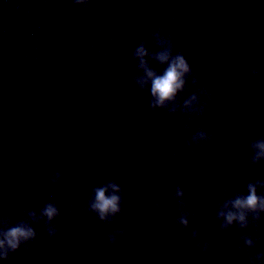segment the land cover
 Masks as SVG:
<instances>
[{
    "label": "water",
    "instance_id": "95a60500",
    "mask_svg": "<svg viewBox=\"0 0 264 264\" xmlns=\"http://www.w3.org/2000/svg\"><path fill=\"white\" fill-rule=\"evenodd\" d=\"M158 25L199 77L195 86L188 79L181 104L200 89L211 93L194 122L153 112L150 93L133 83L141 74L133 52L142 41L158 51ZM253 70L264 81V0H91L87 8L0 0V217L15 224L46 203L60 210L55 237L33 224L36 240L0 264H249L264 253V214L226 233L216 219L225 198L264 180V161L250 162L251 142L264 138V87ZM197 131L214 140L189 154ZM110 181L122 188V213L106 224L88 204ZM177 186L191 213L187 231L176 224ZM117 231L124 234L111 244ZM242 236L256 246L241 251ZM205 242L206 253L196 250Z\"/></svg>",
    "mask_w": 264,
    "mask_h": 264
},
{
    "label": "clouds",
    "instance_id": "9594fccd",
    "mask_svg": "<svg viewBox=\"0 0 264 264\" xmlns=\"http://www.w3.org/2000/svg\"><path fill=\"white\" fill-rule=\"evenodd\" d=\"M74 5L87 8L91 0H73ZM163 25H158L151 32V40L158 51H149L148 41H142L133 52V59L137 61V68L140 75L133 77V83L141 91L150 93V107L153 112L164 110L169 114H176L178 111L189 117L194 122L195 117L203 116L207 110L208 101L211 100V93L207 89H200L193 92L191 96L180 101V94L186 91L188 79L192 78V84L195 86L199 77L193 73V70L182 52H175L173 37L164 35ZM246 46L249 48H258L260 41L247 40ZM162 66V71L158 72L152 67V63ZM260 75L259 70H253L251 77L255 82L264 87V81L257 80ZM207 97V100L203 99ZM135 129H133L134 131ZM185 132L190 131L188 124H185ZM214 136L204 131H197L188 144V151L191 154L193 145H199L201 142L210 143ZM250 162L253 165L264 161V138H259L251 142ZM143 149H138L137 158H142ZM62 173L57 172L52 179L56 184L62 179ZM258 189H264V180L250 182L246 186L247 194L236 193L230 198H225L218 206L216 219L220 221L221 232L226 233L234 226L241 231L247 230L251 223L261 220V214H264V195L258 194ZM229 189L225 188L223 192L227 196ZM173 201L176 204V210L179 213L176 224L184 231L190 228L191 213L187 210V201L185 192L182 187L177 186ZM165 207L164 201L158 200L155 204L156 215H163ZM89 211L95 213L98 219L106 224H111L115 218L122 213V188L115 182L110 181L103 186L93 189L92 198L88 204ZM60 216L59 208L53 203H46L39 215L35 211H28L26 218L13 224L8 216L0 217V259L8 260L12 253L17 252L22 246L32 243L36 240L37 233L32 227L33 224L45 225L48 235L55 237L57 227L55 221ZM123 231H117L109 234V242L117 243V237L123 235ZM192 240H199L200 233L193 230L191 233ZM241 251L244 247L252 249L256 246L257 241L249 236L241 237ZM209 243L197 244L196 250L207 252L210 248ZM30 251V249H28ZM264 261V253L249 256V264H260Z\"/></svg>",
    "mask_w": 264,
    "mask_h": 264
}]
</instances>
